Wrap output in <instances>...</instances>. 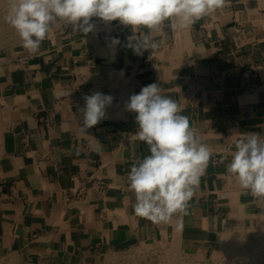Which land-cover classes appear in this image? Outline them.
I'll list each match as a JSON object with an SVG mask.
<instances>
[{"label":"crops","instance_id":"1","mask_svg":"<svg viewBox=\"0 0 264 264\" xmlns=\"http://www.w3.org/2000/svg\"><path fill=\"white\" fill-rule=\"evenodd\" d=\"M92 22L86 36L66 26L38 54L0 60V249L28 264H105L158 242L206 256L228 228L256 223L259 200L227 165L244 134L264 137V0H226L190 29L165 25L161 47L142 55L127 47L129 26ZM152 83L213 153L187 215L164 223L135 215L127 180L149 149L126 103ZM94 92L113 102L86 136L78 109Z\"/></svg>","mask_w":264,"mask_h":264},{"label":"clouds","instance_id":"2","mask_svg":"<svg viewBox=\"0 0 264 264\" xmlns=\"http://www.w3.org/2000/svg\"><path fill=\"white\" fill-rule=\"evenodd\" d=\"M226 0H7L3 20L15 29L23 49L39 53L42 42L61 24L85 36L92 32L93 17L104 22L118 20L133 35L127 47L135 54L151 53L163 44L165 25L172 30L190 29L197 21L222 8ZM146 30V31H144ZM159 34V35H156ZM120 41L112 39V44ZM79 108L81 133L99 124L113 97L100 92L83 97ZM126 110L136 114V139L146 142L149 154L138 159L127 176L134 193L133 209L138 217L154 223L168 222L173 215H187L188 202L212 156L201 142L189 118L171 97L163 95L157 83L144 86L130 96ZM227 171L239 187L264 202V137L244 134L235 144ZM94 151L102 150L97 144Z\"/></svg>","mask_w":264,"mask_h":264},{"label":"rangeland","instance_id":"3","mask_svg":"<svg viewBox=\"0 0 264 264\" xmlns=\"http://www.w3.org/2000/svg\"><path fill=\"white\" fill-rule=\"evenodd\" d=\"M6 3L7 0H0V60L23 49L22 42L15 29L3 20ZM66 26L68 25L61 24L59 27L54 28L51 34L57 29H62ZM255 216L256 223L249 228H228L222 232L213 250L206 256L182 252L181 257L177 251H175V254L173 252L170 253L168 248L170 246L163 242H158L154 245L141 246L131 251L115 254L109 257L108 260L106 259L105 264H264V237H262L264 236V202L259 201L258 211ZM230 241L233 245L237 241V245L235 244L234 248L237 246L238 250L242 249L240 250L241 254L237 249L233 248L232 244L230 245L233 249L230 248L233 252H229L230 248L227 244L231 243ZM247 255H249V258ZM0 264L28 263L19 254L0 249Z\"/></svg>","mask_w":264,"mask_h":264},{"label":"bare ground","instance_id":"4","mask_svg":"<svg viewBox=\"0 0 264 264\" xmlns=\"http://www.w3.org/2000/svg\"><path fill=\"white\" fill-rule=\"evenodd\" d=\"M260 233H261V232H260ZM262 235H263V234H262ZM262 237H264V236H262ZM224 239H225V238H224ZM239 239H240V238H239ZM257 239H258V238H257ZM263 239H264V238H263ZM263 239H262V241H263ZM173 240H174V239H173ZM227 242H228V241H227ZM230 242H231V241H230ZM236 242H237V241H235V244H236ZM226 244H227V243H226ZM230 244H232V242H231V243H228L227 246H228L229 248H230V247L232 248V246H231ZM235 244H234V245H235ZM239 244H240V242H239ZM263 244H264V243H263ZM229 245H230V246H229ZM232 245H233V244H232ZM234 245H233V248H234ZM236 245H237V244H236ZM240 245H241V244H240ZM240 245H239V246H240ZM225 247H226V246H225ZM236 247H237V246H235L234 249H237V248H238V247H237V248H236ZM174 248H175V247H174ZM231 248L229 249V250H230L229 252L232 253L233 251L231 250ZM233 248H232V249H233ZM172 249H173V247H172ZM226 249H227V247H226ZM237 250H238V249H237ZM237 250H236V251H237ZM240 250H242V249H240ZM240 250H238V252H240ZM227 251H228V250H227ZM227 251H226V252H227ZM223 252H224V251H223ZM173 253L175 254V250H174ZM240 254H241V252H240ZM228 255H229V254H228ZM234 255H235V254H234ZM253 255H254V253H253ZM247 256H248V258H249V255H247ZM260 258H261V257H260ZM171 259H172V258H171ZM245 259H246V258H245ZM172 260H173V259H172ZM250 260H251V259H250ZM236 261H238V260H236ZM171 262H172V261H171ZM249 264H250V263H249ZM258 264H259V263H258Z\"/></svg>","mask_w":264,"mask_h":264},{"label":"built area","instance_id":"5","mask_svg":"<svg viewBox=\"0 0 264 264\" xmlns=\"http://www.w3.org/2000/svg\"><path fill=\"white\" fill-rule=\"evenodd\" d=\"M77 196H78L79 198H81V197H82V194L79 192V193H77Z\"/></svg>","mask_w":264,"mask_h":264}]
</instances>
